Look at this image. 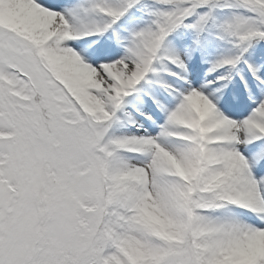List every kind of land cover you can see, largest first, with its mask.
<instances>
[{
    "label": "snow or ice",
    "instance_id": "obj_1",
    "mask_svg": "<svg viewBox=\"0 0 264 264\" xmlns=\"http://www.w3.org/2000/svg\"><path fill=\"white\" fill-rule=\"evenodd\" d=\"M0 264H264V0H0Z\"/></svg>",
    "mask_w": 264,
    "mask_h": 264
}]
</instances>
